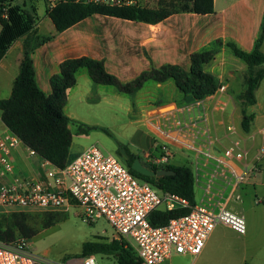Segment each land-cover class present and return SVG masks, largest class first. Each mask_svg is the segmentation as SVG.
<instances>
[{"label":"crops","instance_id":"obj_1","mask_svg":"<svg viewBox=\"0 0 264 264\" xmlns=\"http://www.w3.org/2000/svg\"><path fill=\"white\" fill-rule=\"evenodd\" d=\"M213 1L215 12L212 14L178 13L156 24L97 14L63 32L56 30L46 13L32 34L35 40L51 36L32 52L40 87L46 94H51L50 78L58 72L59 64L69 58L86 56L103 60L109 73L127 82L151 67L157 68L165 64L179 65L188 70L191 55L216 40H232L244 50L252 51L264 24V0ZM1 29L0 24V32ZM26 39L27 36H24L14 42L0 60V100L11 96L24 59L23 47ZM261 50L264 52V41ZM246 71V62L225 47L217 51L212 62L205 68V72L216 77L220 86L225 87L224 92H217L205 99L206 122L211 135L216 139V152H221L234 139H240L243 146L251 152L264 144V78L256 91V103L248 108V112L254 116L251 127L248 132L242 128V112L238 98L245 90ZM77 75L76 85L68 93L65 115L79 123L91 125L94 129L88 134H80L78 123L72 122L68 125L73 135L69 150L71 159L94 144L92 132L106 129L99 116L104 112L112 118L123 120L122 126L119 127L123 132L130 129L128 142L133 148L130 152L141 160L143 156L149 165L147 152L156 135L157 118L175 105L194 100L193 96L180 92L174 79L164 82L148 80L135 93L123 94L113 86L94 83L87 71ZM3 123L0 115V135L8 129ZM228 125H233L236 133L228 132ZM75 137L87 140L78 145L75 144ZM25 149L21 147L14 153L16 172L36 173L39 170L38 160L29 156ZM175 154L173 165L188 166L190 155L177 150ZM179 158L180 163H176ZM197 188L201 198L202 184ZM195 192L197 198L196 187ZM241 194L242 202L232 201L228 206L245 216L246 234L240 235L224 225H219L218 228L226 227L232 234L243 239L244 244L240 250L235 251L236 248L231 246L241 257L242 264H264V244L260 248L252 249V253L248 246V240L258 224L257 216L264 214V157L260 162V172L242 187ZM0 213L7 211L0 207ZM218 228L212 233L198 257L205 253L214 254L225 245L230 246L231 241L224 240ZM113 235L115 236V233Z\"/></svg>","mask_w":264,"mask_h":264},{"label":"built area","instance_id":"obj_2","mask_svg":"<svg viewBox=\"0 0 264 264\" xmlns=\"http://www.w3.org/2000/svg\"><path fill=\"white\" fill-rule=\"evenodd\" d=\"M43 1L46 12L71 3L151 8L149 0ZM224 90L220 86L217 92ZM205 99L194 98L190 103L163 112L155 121L156 135L147 152L149 165L160 168L173 165L176 150L193 154L195 187L202 184L203 196L196 200L189 214L164 226H153L149 221L151 212L189 207V201L139 180L116 156L102 152L96 144L87 147L65 167H59L28 147L10 129L0 135V207L10 213L24 209L55 211L77 205L88 221L104 217L115 237L133 244L142 264H163L173 255L198 257L219 225L245 235V216L228 205L232 201L242 202V187L260 172L264 144L251 152L240 139H234L221 152H216V139L206 122ZM226 129L236 133L233 125ZM21 147L37 158L36 173L16 172L14 153ZM29 241L25 237L0 241V264H98L96 255L52 263L34 253Z\"/></svg>","mask_w":264,"mask_h":264},{"label":"trees","instance_id":"obj_3","mask_svg":"<svg viewBox=\"0 0 264 264\" xmlns=\"http://www.w3.org/2000/svg\"><path fill=\"white\" fill-rule=\"evenodd\" d=\"M192 12L196 14H212L215 12L213 0H161L155 8H111L82 4L60 5L51 12L49 18L58 32L70 27L93 15H107L117 18L156 24L173 14ZM40 21L38 8L29 0L23 4L15 0H0V60L18 39L27 36L24 45V59L20 73L16 78L11 96L0 100V115L3 124L15 132L23 142L34 149L41 157L50 160L56 166L65 167L72 159L70 148L73 135L68 126L78 123V132L88 134L93 127L72 120L65 115L68 93L77 82V74L87 71L96 84L113 86L120 93L133 94L146 81L164 82L174 79L180 92L193 96V99L206 98L220 88L216 77L205 72L206 66L212 62L217 51L225 47L230 53L243 59L247 64L245 75V90L239 96L242 112V128L248 132L254 116L248 108L256 103V91L264 78V52L261 50L264 41V24L252 51H246L235 41L216 40L210 46L194 52L190 58V68L184 69L179 65L165 64L161 67H151L143 71L131 81H122L106 70L103 60L91 57L69 58L59 64V70L50 78L51 94H46L40 87L34 60L33 50L42 45L49 37L35 40L34 34ZM104 131L108 132L107 129ZM130 159L126 160L128 169L137 178L148 181L162 192L177 194L189 201V207L175 210H155L149 215L153 226H164L172 219L189 214L196 204L194 172L189 166L168 165L156 167L147 165L154 171L171 169L174 175L156 177L145 176L132 168L138 156L126 148ZM26 212L0 213V241L12 242L18 237L31 239L41 229L54 226L61 222L65 215L59 212L45 213L40 229L33 227ZM90 255L109 256L114 264H142L135 247L124 238L113 239L111 242L89 241L84 243L82 257ZM249 264V263H245Z\"/></svg>","mask_w":264,"mask_h":264},{"label":"rangeland","instance_id":"obj_4","mask_svg":"<svg viewBox=\"0 0 264 264\" xmlns=\"http://www.w3.org/2000/svg\"><path fill=\"white\" fill-rule=\"evenodd\" d=\"M16 3L20 5L28 0H15ZM161 0H149V7L155 8L159 5ZM31 3H35L38 8V14L41 17L45 16L46 5L43 0H29ZM100 118L103 120L104 126L109 131L96 130L91 133V138L94 144H97L102 152L110 153L116 156L124 167H127L126 160L118 152L121 148H127L132 151L129 144V134L130 129L127 132H123L121 127L123 120L120 118H112L109 115L103 113L99 114ZM75 144H84L87 139L85 138H74ZM90 145V144H89ZM88 145V146H89ZM91 146V145H90ZM142 157V162L147 166L146 162ZM180 158L175 162H179ZM174 162V160H173ZM126 163V164H125ZM188 166L194 169L193 166V154L190 153V161L187 162ZM148 167V166H147ZM143 181L141 178L139 179ZM197 191V201L200 199V190L196 186ZM15 212H26L29 216L30 224L39 228L43 223L45 213L47 212H59L65 215V218L51 226L49 228L41 229L34 237L29 239L30 249L37 253V255L42 256L52 263H65L74 257H82L81 253L83 250L84 243L89 241L95 242H111L115 239L114 230L109 224V222L104 218H98L94 221H88L82 214V209L79 206H72L69 208H63L55 211H39L36 209L29 210H19ZM11 213V212H10ZM14 213V212H12ZM258 224L255 226V231L253 235L248 240V246L252 253V249L260 248L264 244V214H259L257 216ZM248 223L250 220L248 219ZM218 228V227H217ZM219 234L224 240L231 241L230 246L225 245L218 252L214 254H204L201 257H190L183 255H173V257L163 264H242V259L239 257L237 252H234L232 247L236 250H240L243 246L244 241L238 235L232 234L226 227L218 228ZM98 264H114V259L112 257L96 255Z\"/></svg>","mask_w":264,"mask_h":264},{"label":"water","instance_id":"obj_5","mask_svg":"<svg viewBox=\"0 0 264 264\" xmlns=\"http://www.w3.org/2000/svg\"><path fill=\"white\" fill-rule=\"evenodd\" d=\"M118 152L125 160L130 159V155L128 154L126 148H121ZM132 168L138 173L145 175V176H156V177L166 176L167 177V176L175 174V172L171 169H160V170L154 171L151 168L145 166L140 158H136L134 160L132 164Z\"/></svg>","mask_w":264,"mask_h":264}]
</instances>
